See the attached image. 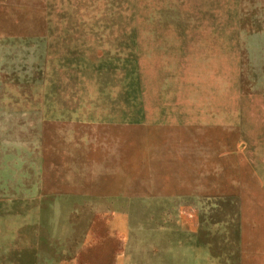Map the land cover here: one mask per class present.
<instances>
[{
	"label": "rangeland",
	"instance_id": "1",
	"mask_svg": "<svg viewBox=\"0 0 264 264\" xmlns=\"http://www.w3.org/2000/svg\"><path fill=\"white\" fill-rule=\"evenodd\" d=\"M0 264H264V0H0Z\"/></svg>",
	"mask_w": 264,
	"mask_h": 264
}]
</instances>
